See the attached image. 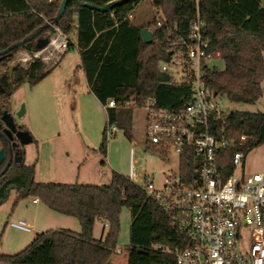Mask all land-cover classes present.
Listing matches in <instances>:
<instances>
[{
	"label": "trees",
	"instance_id": "1",
	"mask_svg": "<svg viewBox=\"0 0 264 264\" xmlns=\"http://www.w3.org/2000/svg\"><path fill=\"white\" fill-rule=\"evenodd\" d=\"M111 1L69 0L63 16L56 21L63 0H0V53L12 47L0 59V66L8 65L20 50L39 51V39L50 38L58 28L70 38L67 51L79 50V67L85 72L90 91L103 106L115 100L114 107L106 108L108 120L98 149L104 156L109 128H127L130 123L128 105L142 108L148 98L156 97L159 106L176 108L189 100L190 86L172 84L160 63L182 48L173 41L189 36L190 22L198 15L211 50L218 51L224 62V68L203 63L210 90L236 104H253L264 96V0H151L154 17L148 24L133 21L135 10L144 0H119L107 11L85 5L104 6ZM160 12L165 17L163 27L156 26ZM144 27L153 33L151 42L142 38ZM38 29V36L16 46ZM55 66L49 67L41 57H35L28 65L16 63L6 70L0 76V119L5 110L13 113L11 99L23 83L37 84ZM219 125L225 126L232 143L219 160V166L229 174L235 151L243 150L246 158L252 149L264 144V110L232 111ZM19 128L26 130L25 125ZM3 129L0 126V148L5 149L0 164V206L16 190L15 203L32 196L58 213L78 218L81 230L58 228L38 233L22 250L0 252L1 264H110L118 249L124 207L132 218L128 264H175V251L189 244L187 232L128 175L113 171L109 185L39 182L36 164H26L24 146L23 160L13 162L5 171L14 150ZM242 134L248 139L239 144ZM97 220L107 227L100 238L94 235Z\"/></svg>",
	"mask_w": 264,
	"mask_h": 264
},
{
	"label": "built area",
	"instance_id": "2",
	"mask_svg": "<svg viewBox=\"0 0 264 264\" xmlns=\"http://www.w3.org/2000/svg\"><path fill=\"white\" fill-rule=\"evenodd\" d=\"M164 19L158 13L156 26H165ZM203 26L198 15L190 22L189 36L173 41L182 48L160 63V69L170 74L172 84L190 86L189 100L169 108L159 106L158 99L150 97L142 107L147 148L166 158L174 152L179 159L178 169L166 172L162 186L157 187L152 174L136 171L131 150L128 177L187 232L189 244L175 251V264H264V173L244 172L245 154L241 149L233 155L229 174L219 166L221 152L232 143L225 126L219 125L228 114L222 107V96L213 93L204 79L203 63L211 65L220 53L211 50ZM69 44L70 38L56 28L45 48L34 53L26 51L21 59L41 57L49 61L51 55L42 56L45 51L52 55L65 53ZM115 105V100H110L104 107ZM247 139L248 135L242 134L238 142L243 144ZM10 224L26 231L34 228L25 220Z\"/></svg>",
	"mask_w": 264,
	"mask_h": 264
},
{
	"label": "rangeland",
	"instance_id": "3",
	"mask_svg": "<svg viewBox=\"0 0 264 264\" xmlns=\"http://www.w3.org/2000/svg\"><path fill=\"white\" fill-rule=\"evenodd\" d=\"M152 1L144 0L133 14V21L144 17L143 24L153 21ZM24 50H20L8 65L0 66V76L16 63L23 61ZM64 53L47 50L51 55L44 60L49 67L56 65ZM60 57V58H59ZM224 68V62H212ZM78 49L67 51L53 71L37 84L23 83L12 96L13 116L18 126L25 125L33 141L24 145L26 164H36V180L39 182L65 184L109 185L112 172L129 175L134 151V166L137 172L152 174L157 187H161L166 172L178 169V156L171 152L164 158L147 148L145 126L146 115L142 108L127 106L131 120L127 128L115 126L107 134V155L98 149L107 125V111L87 84ZM222 107L227 113L236 110H264V96L253 104L231 103L222 96ZM24 108L23 114L18 113ZM113 131V133H111ZM105 161V163H103ZM246 174L264 173V144L252 149L244 160ZM17 192L12 190L8 200L0 206V252L16 253L33 241L38 233L48 229L81 230L78 218L58 213L43 202L34 203L27 196L17 203ZM25 220L34 225L31 231L12 226V221ZM131 212L124 207L120 214V231L117 247L122 253L113 255L110 264H128L130 244ZM105 224L97 220L94 227L96 238L103 236ZM76 227V228H75ZM107 227L105 228V231ZM1 264V263H0Z\"/></svg>",
	"mask_w": 264,
	"mask_h": 264
},
{
	"label": "water",
	"instance_id": "4",
	"mask_svg": "<svg viewBox=\"0 0 264 264\" xmlns=\"http://www.w3.org/2000/svg\"><path fill=\"white\" fill-rule=\"evenodd\" d=\"M68 2L69 0H63L59 8L58 15L56 17V21L60 20V18L63 16ZM118 2L119 0H113L104 6H97V5L89 4V3H85V5L93 9L99 10V11H107L110 8H112L114 5H116ZM40 32H41V29H38L37 31L31 33L29 36H27L23 40L17 42L16 46H22L25 42L30 41L34 39L36 36H38ZM141 35H142L144 42L146 43L151 42L153 40V33L149 27H144L141 30ZM48 42H49V38L39 39L38 41L39 49L41 50L45 48ZM11 49L12 47L7 48L6 50L2 51L0 53L2 54L0 59L4 58L6 56V53H9ZM23 112H24V108H22V110L18 114L21 115L23 114ZM0 126L4 127L2 134L8 141H11V146H12V149L14 150V154L8 161L6 168H5V171H7L13 162L19 163L23 160L22 146H24L27 143L32 142L34 138L29 131L20 129L19 126L15 122L13 113H10L6 110L2 113V116L0 119ZM4 159H5V149L1 147L0 148V164L3 163Z\"/></svg>",
	"mask_w": 264,
	"mask_h": 264
},
{
	"label": "crops",
	"instance_id": "5",
	"mask_svg": "<svg viewBox=\"0 0 264 264\" xmlns=\"http://www.w3.org/2000/svg\"><path fill=\"white\" fill-rule=\"evenodd\" d=\"M151 8H153V7H151ZM145 21V18L143 17L142 19H141V17H140V19H139V21L137 22L138 24H143V22ZM71 39H74V36H71ZM24 52H26L25 50H24ZM88 84V83H87ZM88 88H89V86H88ZM34 203H38V202H34ZM76 228V227H75ZM104 231V230H103Z\"/></svg>",
	"mask_w": 264,
	"mask_h": 264
}]
</instances>
